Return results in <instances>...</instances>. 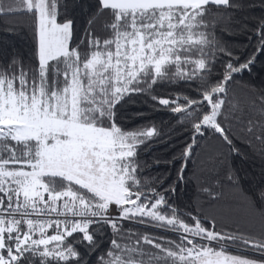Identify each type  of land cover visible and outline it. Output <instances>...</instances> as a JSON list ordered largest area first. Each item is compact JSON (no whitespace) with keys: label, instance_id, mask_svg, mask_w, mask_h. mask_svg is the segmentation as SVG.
<instances>
[{"label":"snow or ice","instance_id":"6c2138e0","mask_svg":"<svg viewBox=\"0 0 264 264\" xmlns=\"http://www.w3.org/2000/svg\"><path fill=\"white\" fill-rule=\"evenodd\" d=\"M75 7L80 26L67 0H0V19L31 17L33 40L27 58L0 51V264H264V88L236 81L264 56V0ZM233 32L255 43L243 62ZM140 97L188 130L167 188L141 156L171 132L128 127L148 119L125 107ZM257 157L246 179L235 161ZM192 181L196 199L177 204Z\"/></svg>","mask_w":264,"mask_h":264},{"label":"trees","instance_id":"16d2710c","mask_svg":"<svg viewBox=\"0 0 264 264\" xmlns=\"http://www.w3.org/2000/svg\"><path fill=\"white\" fill-rule=\"evenodd\" d=\"M83 2L84 6H87V0H67L68 10L73 12L78 19V26L83 24V17L80 8L75 7L77 3ZM259 7H256L252 13L253 16L261 15ZM227 30V29H225ZM225 42L228 46L235 50L237 55L243 54V59H247L252 56L255 48V43L251 46L248 45V41L243 35L238 32H233L232 36H225ZM33 40H32V19L29 16H15L10 18L0 19V51L11 54L13 52L19 53L21 57L27 58L31 55ZM219 72L213 73L218 75ZM238 84H246L256 89L264 88V56H259L251 72H245L236 77ZM196 87L195 84H166L162 87H157V93L165 97H175L177 95H192L191 89ZM143 97L135 99L134 104L126 105L129 112L132 114L139 113L141 116L148 117V119H139L134 123H128L129 128H143L156 124L163 127L165 132H171L170 136H166L165 140L158 142L149 149H146L142 154L141 159L146 161L151 167L146 172V176L151 179L154 177L166 178L164 187L167 188L176 177V169L179 168V163L171 165L168 162L179 154L182 147L188 141V130L185 127H181L179 118L174 117L168 110L160 109L157 106L156 111H153V105L148 103L142 104ZM211 138H209L210 140ZM167 141H170L167 142ZM208 141H201L202 147L207 146ZM200 151L199 149L197 150ZM158 160L159 166H153V162ZM261 161L257 157L255 159L248 158L246 160L235 161V166L246 170L245 178H248V174L251 172H259ZM193 166L189 165L188 176H192ZM196 185L195 182H189L187 184H181L175 199V202L181 206L188 204L196 199ZM135 227V226H132ZM256 230H259V224H255ZM136 230L140 232H148L149 234L160 236L167 235L171 239H177V237L171 233H163L155 227L146 229L143 227H137ZM251 254V253H249ZM258 258V257H257Z\"/></svg>","mask_w":264,"mask_h":264}]
</instances>
